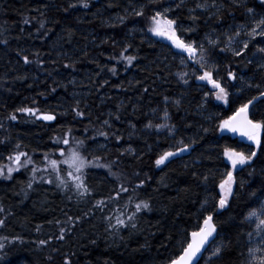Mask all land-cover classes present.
<instances>
[{
	"label": "trees",
	"instance_id": "1",
	"mask_svg": "<svg viewBox=\"0 0 264 264\" xmlns=\"http://www.w3.org/2000/svg\"><path fill=\"white\" fill-rule=\"evenodd\" d=\"M178 2L88 0L89 7L84 8L80 0H0V165L15 167L7 157L17 151L27 152L33 161L13 172L11 179L0 178V207L4 209L0 219L5 221L0 226V244L4 245L0 264H64L65 260L71 264H169L208 215L218 228L212 247L224 243L233 250L224 260L213 258L210 264H247L248 247L264 250L258 219H244L248 211H259L264 203V137L257 150L221 132L224 120L264 91V68L260 67L264 53L257 51L264 47V37L253 40L246 35L256 20L264 18V5L259 0H237L239 7L232 0H207V11L190 13L189 9L205 0H185L169 14L170 18L178 15L183 28L194 29L178 34L185 42L195 41L198 48L203 45L205 51L198 52L207 61V70L229 91L224 105L216 101L217 90L210 83L196 81L203 70L194 59L187 61L195 71L191 83L181 85L176 79L182 67L180 53L148 31L154 9L169 3L175 9ZM213 2L216 8L211 7ZM142 5L145 14L138 17L134 7ZM248 8L254 12L248 13ZM190 15L199 19L193 22ZM25 18L29 24L23 23ZM41 20L45 21L42 29ZM236 31L240 36H235ZM229 36L233 37L231 47L242 51V56L221 51ZM246 41L249 47L244 50ZM121 53L137 59L128 66ZM24 56L30 63H24ZM229 71L236 74V80L228 77ZM21 107L39 109L37 115L54 114L56 119L45 122L17 112ZM77 107L83 117L75 115ZM165 110L175 126L171 132L155 128L163 123ZM13 114L16 120L8 118ZM250 115L264 119V98L250 108ZM149 123L152 128L146 127ZM102 131L108 133L107 139L99 135ZM63 137L69 138L68 145L57 143ZM77 141H83L78 148L82 156L89 161L100 157L98 162L111 164L116 173L86 168L84 180L90 189L86 196L77 194L67 175L74 170L63 163ZM192 141L188 151L179 152ZM60 149L65 157L60 156ZM227 149L255 150L257 157L251 166L233 172L237 182L233 198L219 209V184L233 171L224 159ZM168 151L179 154L157 166L156 159ZM50 160L59 162L69 190L57 187ZM33 168L38 169L34 178ZM121 185L128 191H121ZM100 200L105 203L97 206ZM141 201L148 202L150 210L137 212L135 205ZM133 213V220H128ZM117 217L128 226L113 227ZM62 227L67 232L59 240ZM41 240L47 243L41 245ZM210 256L207 251L198 264H205Z\"/></svg>",
	"mask_w": 264,
	"mask_h": 264
},
{
	"label": "snow or ice",
	"instance_id": "2",
	"mask_svg": "<svg viewBox=\"0 0 264 264\" xmlns=\"http://www.w3.org/2000/svg\"><path fill=\"white\" fill-rule=\"evenodd\" d=\"M175 2V0H173ZM261 5H264V0H259ZM149 4L152 5H158L162 3V0H148ZM185 3V0H179L178 3H175V9L172 6V3H169L167 6H162L158 9H154V14L149 17L151 26L148 28V31L151 32L153 35L157 37H161L163 39H166L171 42V44L176 48L179 49L181 52L187 53L189 58H192L194 54H196L198 51L203 52L205 51L203 48V45L201 44L199 48L196 46L195 41L191 42H185L184 39L181 38V36L178 34L179 32H189L194 31L193 28H183L182 27V21H179L178 15H173L170 18V13H175L176 9H180ZM233 4H236L237 7L241 6L237 3V0H232ZM80 4L84 8H88V0H80ZM70 8H76V4H69ZM144 5L140 6L139 8L134 7L135 15L138 17L144 16ZM210 5L207 3V0H205L204 3H197L195 8L189 9L190 13H193L196 11V9H201L204 11H207ZM211 7L216 8L217 5L215 2L211 5ZM67 11V9H64ZM248 13H253L254 9L248 8ZM211 17H209L210 19ZM189 19H191L193 22H196L199 17L195 15H190ZM123 20V18H121ZM24 24H29L30 20L28 18H25L23 21ZM39 27L42 29L45 27V21L41 20L39 22ZM241 29H243V26H241ZM39 31V29L37 30ZM247 36H249L251 39H255L257 36L264 37V18H260L259 20L255 21V26L252 27L251 31L246 33ZM235 36H240V31L235 32ZM233 37H228V44L225 49H221V51H231L234 56H242L243 52L233 49L231 47ZM4 44H7L8 41L4 40ZM209 43L213 46L218 45V41L216 40H209ZM244 50H247L249 47V43L246 41L242 45ZM124 51H127V48L124 49ZM258 52L264 53V47H260L257 49ZM37 55H39L37 53ZM121 59L127 61L128 66H131L132 62L137 59L136 56H124L123 53H121ZM24 63L28 64L30 61L28 60L27 56L23 57ZM195 63L198 65L199 69L203 70L202 75H198L195 78L201 81H207L210 83L213 87V89H216L215 97L217 100L223 101L225 104L228 103V97H229V91L226 87L222 86L218 80L213 78V72L210 70H207V61L205 60L204 56L201 55L199 60H196ZM251 63V61H249ZM64 67H70V65H64ZM261 68H264V64L260 65ZM110 71L115 74L116 69L112 68ZM188 73H183L180 78L183 80L185 84L188 83V80L184 79L185 76H187ZM228 77L231 80H236L237 76L234 72L229 71ZM247 87H252L251 84H248ZM257 88H259V85H256ZM55 90V89H53ZM147 91V89H145ZM264 98V91L260 92L259 96H254L251 99H249L246 103H243L239 106V108L236 109L234 114L230 116L228 119L224 120L221 124L222 129H227L231 132H238L242 136L246 137L249 141L252 142L253 145H255V148L259 150L261 148L262 143V137H264V119H254L252 115H250V108H253L255 102L257 100H261ZM165 100H167V97H165ZM177 104H179V101H176ZM19 113H27L30 116H35L37 119H41L44 121H54L56 119V116L51 113H43L40 115H37L39 112V109L31 108V107H21L16 109ZM75 115L77 117H83L85 114L83 111H80L77 108L73 109ZM165 117H168L167 110H165ZM10 120H16L17 117L15 114L10 115L8 117ZM116 119H119L117 116ZM105 125H108V121H104ZM2 126V125H0ZM134 127V126H133ZM148 128H152L153 125L149 123L146 125ZM174 125H168V124H159L156 125L155 128L157 130H162L165 128H168L171 132L174 129ZM68 135H71V130L69 129ZM99 135L104 136L106 139L108 138L107 132H100ZM117 140L120 139V137H116ZM94 139V138H93ZM57 143L68 145L70 143L69 138L63 137L58 138ZM180 143H184L183 141H180ZM195 143V141H192L191 144H185L184 147L179 149V152L188 151L190 147ZM83 144V141H77L76 146L71 148L69 155L64 159L63 163L67 164L70 169H73L74 171H68L67 175L72 178L73 186L79 196H86L90 194V189L86 185L84 176L86 175L85 169L89 167H99V168H107L109 171V174L116 175V173H113L111 171V164H100L98 161L101 159L100 157H96L94 161H89L86 157L82 156L81 153L78 151V148L80 145ZM16 149L20 148V145L17 144ZM61 157H65V151L64 149H60L59 152ZM178 152H172L168 151L163 153L158 159H156L155 163L157 166L162 165L165 163V161H168L169 158L174 157L178 155ZM224 155L227 157V159L231 162V168L233 171H229L227 173V178L223 180L219 184L221 196L219 199V209H224L228 206V202L231 198H233V186L236 185V179L233 176V172L237 170L238 166L240 168H243L245 165L251 166L253 160L257 157V151L252 150L248 153L242 152V151H235L232 149L225 150ZM27 158L23 160L22 158ZM48 157L46 156L45 159ZM9 161H12L15 167L13 166H4L0 165V178L3 179H11L13 172L19 171L21 167H25L28 164H32V158L28 156L27 152L23 151H17L13 155H9L7 157ZM51 165V171L55 173L56 181H57V187L62 188L64 190H69V184L68 181L63 179L60 175V167L59 162L57 160H50ZM38 169L33 168V178L35 177V173ZM43 171H48V169H44ZM75 173V174H74ZM205 180L208 179V177H204ZM41 180H45L43 176H41ZM46 183L52 184L53 181L51 179L45 180ZM142 187V185H140ZM29 189L32 188V183L29 182L28 186ZM121 191L127 192L128 189L125 188L123 185L120 186ZM27 195V193H25ZM253 197H256L257 193L253 192L251 194ZM105 202L103 200H100L97 202V206H100L104 204ZM136 211H142V210H150L151 206L146 201H141L140 203H137L135 205ZM3 207H0V212H3ZM135 216V213L132 214V216L128 217V220H133V217ZM261 216H264V203L261 204L259 211H257L255 208H252L245 216V221H251L252 218H257L259 223L257 224V229L260 233L264 234V218H260ZM109 220H111V217H109ZM72 218H69V223L71 224ZM5 221L3 219H0V226H3ZM123 226L127 227L128 225L125 223L123 219H120L119 217L116 218V225H113V227L116 226ZM133 228L136 226L133 222L131 225ZM67 232L66 228H61L59 235L57 239L64 240L65 239V233ZM192 240L191 242L187 243L186 247H183L181 250V254L178 255L177 258L172 259L170 261V264H193L194 261H197L203 252L211 251V256L208 257V259L205 261V264H210V262L213 260V258L216 261L224 260L226 257L229 256L230 253L233 252V250L229 247V244L220 243L216 245L215 247H212L213 244H216V240L218 238L217 234V225L213 222V216L208 215L203 220V226L199 229V231L193 232L191 234ZM247 236L251 238V233H247ZM95 241H93L94 243ZM41 245H44L47 243L45 240L39 241ZM208 246L207 248L205 246ZM4 247L3 244H0V249ZM247 251V264H264V250L259 248H252L248 247L246 249ZM262 253L261 255L257 256V253ZM244 253H240V255H243ZM64 264H71L70 260H65Z\"/></svg>",
	"mask_w": 264,
	"mask_h": 264
},
{
	"label": "rangeland",
	"instance_id": "3",
	"mask_svg": "<svg viewBox=\"0 0 264 264\" xmlns=\"http://www.w3.org/2000/svg\"><path fill=\"white\" fill-rule=\"evenodd\" d=\"M151 34H152V33H151ZM152 36L155 37L156 39L162 40L163 42H166V43L170 44V45H171V46H172V47H173L178 53H180V55H181V57H182V67H181V69H180L179 71H177V73H176V79H177L178 82H180V84L183 85V86H186V85L190 84V83H191V80H192V75L195 73V71H194V69H192V68L189 67V62H187L188 59H189L188 54H187V53H184V52H181L179 49H176V48L171 44L170 41H168V40H166V39H163V38H161V37H157V36H155V35H153V34H152ZM201 55H202L201 53L197 52L196 54H194V56H193L191 59H194L195 61H196V60H199L200 57H201ZM183 73H188V75L184 77V79L188 80V83H187V84H185V83L183 82V80L180 78V76H181ZM196 81L199 82V83H207V81H201V80H198V79H197ZM216 101H217L218 103H221L220 100H217V99H216ZM222 102H223V101H222ZM223 104H224V105H227V104H225L224 102H223ZM162 124H168V125H171V124H170L169 117H167V118L165 117V118H164V121H163ZM162 131H164V132H170L168 128L162 129ZM221 132H222V133H227V129H222V128H221ZM245 142H246L247 144H249V145H251V146H253V147L255 148V145H253L252 142L249 141L248 139H246ZM224 153H225V152H224ZM224 159H225L226 162H228V163L231 165V162L227 159V157H226L225 155H224ZM238 168H240V167L238 166ZM238 168H237V169H238Z\"/></svg>",
	"mask_w": 264,
	"mask_h": 264
},
{
	"label": "water",
	"instance_id": "4",
	"mask_svg": "<svg viewBox=\"0 0 264 264\" xmlns=\"http://www.w3.org/2000/svg\"><path fill=\"white\" fill-rule=\"evenodd\" d=\"M250 111V110H249ZM44 121V120H43ZM45 122H53V121H45ZM228 133L230 134V135H232V136H234V137H236V138H239V139H241V140H244V139H246V137H244V136H242L240 133H238V132H231V131H228ZM213 222H214V218H213ZM215 223V222H214ZM202 226H203V224H202ZM201 226V227H202ZM197 231H199V230H197ZM196 232V231H195ZM217 234H218V228H217ZM191 240H192V236H190V240H189V242H191ZM206 248L208 247L207 245L205 246ZM206 252H203L202 253V255L200 256V258L197 260V261H194L193 262V264H198L199 262H200V260L202 259V257L204 256V254H205ZM170 264V263H169Z\"/></svg>",
	"mask_w": 264,
	"mask_h": 264
},
{
	"label": "flooded vegetation",
	"instance_id": "5",
	"mask_svg": "<svg viewBox=\"0 0 264 264\" xmlns=\"http://www.w3.org/2000/svg\"><path fill=\"white\" fill-rule=\"evenodd\" d=\"M230 136V135H229ZM231 138H234V139H237L238 141H240V142H243V143H246L245 142V140H240V139H238V138H236V137H233V136H230Z\"/></svg>",
	"mask_w": 264,
	"mask_h": 264
}]
</instances>
